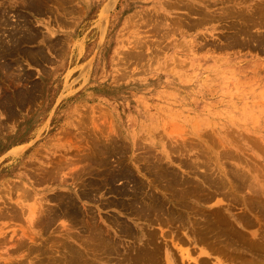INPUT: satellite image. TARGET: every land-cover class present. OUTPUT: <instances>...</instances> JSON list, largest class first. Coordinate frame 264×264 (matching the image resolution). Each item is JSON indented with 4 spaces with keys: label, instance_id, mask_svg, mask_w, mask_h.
Instances as JSON below:
<instances>
[{
    "label": "rangeland",
    "instance_id": "374dc122",
    "mask_svg": "<svg viewBox=\"0 0 264 264\" xmlns=\"http://www.w3.org/2000/svg\"><path fill=\"white\" fill-rule=\"evenodd\" d=\"M159 1L163 0H0V105L19 104L22 120H26L21 124L20 144L0 157L1 264H40L49 258L44 264H67L65 248L69 245L79 248L86 264H264V256L255 254L258 258H252H260L258 261L250 259L248 253L238 257L230 252L231 248L221 245L219 252L223 250L227 256L231 253L232 257H226L212 249L210 241L198 242L189 233L190 222H200L203 215L206 219L216 208L214 212L219 209V214L235 220L233 227L244 237L256 234L264 238V218L256 217L258 213L249 211L246 204L255 197L256 181L264 178V0H190L197 10H192L186 24H179L181 28L176 25L178 17L184 18L188 10L163 6ZM173 23L176 29L179 27L177 30L171 29ZM138 38L140 45L146 44L142 45L144 49L137 46ZM127 50L133 52L128 57ZM135 52L140 55L132 57ZM35 109L37 113L32 117ZM99 132V137L113 135L115 142L119 140L121 155L108 159L112 166L118 158L127 165L142 186L143 195L139 196L156 192L153 196L159 195L158 199L165 201L164 207L178 211L183 219L189 217L188 224L180 226L179 222L169 221V230L163 219L169 217L164 214L153 213L154 218L150 214L149 220L157 218L150 220L152 223L133 218L117 205H102L103 200L120 199L104 187L90 192L95 195L93 200L77 196L82 187L87 189V177L99 181L94 174L102 168L85 159V151L93 147L90 137L95 136L91 140L96 143L98 138L99 143ZM187 164L192 168L195 165L194 169ZM150 166H167L178 179L198 183V194L194 191L184 198L185 206L191 209L179 207L176 196L165 188L168 177L154 176ZM206 173L209 182H218L216 189L210 187L211 183H202ZM242 175L246 176L242 179ZM244 179L250 185L244 181L243 187ZM190 183L186 187L192 189ZM123 185L128 191L133 188L132 182L124 183L123 179L113 183L116 189ZM181 188H185L184 183L175 187ZM59 195L71 197L76 210L83 213L64 214ZM34 210L46 216L48 213V219L50 216L54 222L44 220L43 214L37 213V217ZM195 210H200L199 214ZM243 214L252 216L254 224L247 228L241 223ZM90 219L115 243L119 241L120 253L107 257L111 258L109 262L100 251L91 253L82 243L88 239H83L86 237L77 229L81 230ZM121 225L132 228L135 239L122 236L116 229ZM150 231L157 235L159 256L152 263V259L144 261L146 257L132 263L137 245ZM68 232L73 237L68 238ZM75 233L79 234L76 239ZM211 249L216 253L212 254ZM182 251L190 252L189 262Z\"/></svg>",
    "mask_w": 264,
    "mask_h": 264
},
{
    "label": "bare ground",
    "instance_id": "6f19581e",
    "mask_svg": "<svg viewBox=\"0 0 264 264\" xmlns=\"http://www.w3.org/2000/svg\"><path fill=\"white\" fill-rule=\"evenodd\" d=\"M185 1V2H184ZM160 2V1H159ZM203 2H204V0H203ZM261 2V1H260ZM264 2V1H263ZM262 2V3H263ZM41 3V2H40ZM261 4V3H260ZM35 5V4H34ZM40 5V4H39ZM160 5H163V6H165V5H167V6H169V7H172L173 9L174 8H185V9H187L188 10V13H187V15L186 16H183L184 18H180V17H178V22H177V24L176 25H179V24H181V25H183V24H186L187 23V21H188V16H190L189 14L192 12V10H194L195 8H193V4L190 2V0H163V1H161L160 2ZM37 6V5H36ZM167 6H166V8H167ZM208 6V5H207ZM39 7V6H38ZM168 7V8H169ZM196 7H198V6H196ZM227 8V7H226ZM201 9V8H200ZM255 9V8H254ZM253 9V10H254ZM195 10H197V8L195 9ZM194 10V11H195ZM259 9H257V11H258ZM201 11H202V9H201ZM200 11V13H204V12H201ZM222 11V10H221ZM227 11H229V10H227ZM242 11V10H241ZM251 11V10H250ZM255 11V10H254ZM254 11H252V13H254ZM199 13V12H198ZM199 13V14H200ZM228 13V12H227ZM251 13V14H252ZM257 13V12H256ZM152 14V13H151ZM148 15V14H147ZM201 15V14H200ZM204 15V14H203ZM213 15V14H212ZM231 15V14H230ZM215 16V15H214ZM218 16V15H217ZM229 16V15H228ZM166 17V16H165ZM201 17H202V15H201ZM205 17V16H204ZM213 17V16H212ZM131 18V17H130ZM129 18V19H130ZM151 18H154V17H151ZM203 18V17H202ZM214 18V17H213ZM217 18V17H216ZM230 18V17H229ZM139 19V18H138ZM142 19V18H141ZM149 20V18H146V20ZM155 19V18H154ZM258 19V18H257ZM259 19H261V18H259ZM130 20H132V19H130ZM187 20V21H186ZM213 20V19H212ZM248 20V19H247ZM256 20V19H255ZM133 21V20H132ZM145 21V20H144ZM155 21V20H154ZM161 21V20H160ZM192 21V20H191ZM200 21V20H199ZM201 21H202V19H201ZM205 21V20H204ZM129 22H131V21H129ZM137 22V21H136ZM146 22V21H145ZM148 22V21H147ZM189 22H190V20H189ZM197 22V21H196ZM259 22V21H258ZM152 23V22H151ZM183 23V24H182ZM245 23H247V22H245ZM250 23V22H249ZM126 24V23H125ZM161 24V23H160ZM190 24H192V22L190 23ZM27 25V24H26ZM133 25V24H132ZM134 25H136V23L134 24ZM173 26L172 27H174V28H171V29H176V27L174 26V23L172 24ZM194 25V24H193ZM199 25V24H198ZM201 25V24H200ZM159 26V25H158ZM237 26H239V25H237ZM154 28H155V26H153ZM157 27V26H156ZM179 27L181 28V26L179 25ZM178 27V28H179ZM193 27V26H192ZM161 28V27H160ZM167 28V27H166ZM168 28H170L169 26H168ZM177 28V29H178ZM176 29V30H177ZM159 30V29H158ZM157 30V31H158ZM165 30V29H164ZM169 30V29H168ZM167 30V31H168ZM242 30H243V28H242ZM241 30V31H242ZM153 31V30H152ZM161 31V30H160ZM163 32V31H162ZM169 32V31H168ZM168 32H166V33H168ZM155 33V32H154ZM162 34V33H161ZM156 35H158V34H156ZM165 35V34H164ZM168 35V34H167ZM161 36V35H160ZM166 37V36H165ZM225 37V36H224ZM23 38V37H22ZM156 38H158V37H156ZM16 40V39H15ZM31 40V39H30ZM138 40H139V44L137 45L134 41V44H136L137 46H139L140 45V39L138 38ZM231 40V39H230ZM258 40V39H257ZM260 40V39H259ZM18 41H20L19 39H18ZM135 41H137V40H135ZM15 42V41H14ZM13 42V43H14ZM251 42V41H250ZM17 43H19V42H17ZM142 43V42H141ZM159 43V42H158ZM258 43V42H257ZM155 44V43H154ZM249 44V43H248ZM14 45V44H13ZM19 45V44H18ZM142 45H144V44H141L139 47H142ZM146 45V44H145ZM144 45V46H145ZM163 45V44H162ZM258 45V44H257ZM149 46V45H148ZM159 46V45H158ZM153 47V46H152ZM220 47V46H219ZM143 48V47H142ZM163 48V47H162ZM165 48V47H164ZM144 49V48H143ZM142 49V50H143ZM150 49V48H149ZM146 50H148V47H147V49ZM40 51V50H39ZM128 51V50H127ZM147 52V51H146ZM150 52V51H149ZM148 52V53H149ZM152 52V51H151ZM126 53V52H125ZM125 53L123 54V55H125ZM128 53V54H127ZM126 54H127V57L129 56V51L127 52ZM133 52H131L130 53V55L132 54ZM136 53L138 54V55H140L139 54V52H135V54H133V56L132 57H135V56H137L136 55ZM148 53H146V54H148ZM28 54V53H27ZM121 54V53H120ZM148 55H150V54H148ZM124 58H126V57H124ZM150 58V57H149ZM127 59V58H126ZM141 59V58H140ZM136 60V59H135ZM149 60V59H148ZM125 61V60H124ZM127 61V60H126ZM137 61H139L138 59H137ZM142 61V59L140 60V62ZM132 62V61H131ZM136 62V61H135ZM125 63V62H124ZM127 63V62H126ZM144 64H145V61H144ZM19 94H20V92H19ZM24 94H25V92H24ZM22 97V96H21ZM27 98V97H26ZM31 98V97H30ZM8 106V105H7ZM9 107V106H8ZM6 109H7V107H6ZM9 109H10V107H9ZM9 109H7V110H9ZM6 111V110H5ZM8 113V112H7ZM10 114H13V112L12 113H9V116H10ZM88 132V131H87ZM91 133V132H90ZM95 134V133H94ZM93 133H92V135H94ZM97 135L98 134H100V132L99 133H96ZM95 134V135H96ZM90 136V135H89ZM116 136H118L117 134H116ZM92 137V136H91ZM91 137H90V143L91 144H93L92 146L93 147H91V149H85L86 151V153H85V159H86V161H88V162H90V163H93V164H96V165H98V166H100L102 169L98 172V173H95L94 175L99 179V181H98V179H97V181H98V183H96V179L94 178V177H92V178H89V177H87L88 178V180H87V182L85 183V186H87L86 188L87 189H84L83 190V187H82V190L80 191V193L78 192L77 193V196H79L80 197V195L82 196V197H85L86 199L87 198H90V199H92V198H94L95 197V195L94 194H92V193H90L91 191H95V192H97L98 190H101L102 188L101 187H104V188H107L108 190H106V192L107 193H115L114 195H116V196H119V200H117V198H116V200L115 201H113V200H110V201H108L109 199H107V201L106 202H104L105 200H103V204L102 203H100V204H102V205H107V207L108 206H110L111 204L112 205H117V206H119V207H121L120 209L121 210H124L125 212H127V214H130V215H132L133 216V218H136V219H138V220H140V219H143L144 221H147V222H152V221H150V220H153V222H154V220H156L157 218H155V219H150L149 220V215L151 214V216L150 217H152V215H153V213H157V214H155V215H158V213H159V215H161L162 214V216H167V218L169 217V219H167V220H165V218H163L164 219V223L166 224V223H168L169 224V228H170V222L169 221H172L173 223L174 222H179V224H180V226H184V225H186V224H188V222H189V217H187L186 219H183V218H185V217H183L182 218V216H180L179 215V213H178V211L177 212H175V211H173L172 209H170V208H168V207H164V205L165 204H162V203H165V201L164 202H162L160 199H158L160 196L158 195V198L157 197H155V194H156V192H153V193H155L154 194V196H153V193L152 194H149L148 196H146L145 197V195H144V198H141L140 196L141 195H143V194H141V192H140V190L142 189V186H141V184H139V182L138 181H136V180H134V178H133V176H132V172H131V170L127 167V165H125L124 164V162L120 159V158H118L116 161H118L117 163H116V165L115 166H112V164H111V159H108L110 156H115V155H118V154H120L121 155V147H120V145H119V140L117 139V141L118 142H115L116 140V137H114L113 135L112 136H110V135H107V136H104V137H99V135H98V137L100 138V140H99V143H98V138H97V142L95 143V140H94V142H93V140H91ZM97 137V136H96ZM119 137H120V134H119ZM89 138V137H88ZM93 138H95V136L94 137H92V139ZM120 140H121V138H119ZM88 142V141H87ZM93 142V143H92ZM137 142V141H136ZM89 143V144H90ZM95 143V144H94ZM138 143V142H137ZM134 144H135V142H134ZM88 147H90V146H88ZM204 152H205V150H204ZM219 154H221V153H219ZM206 155V154H205ZM222 155V154H221ZM231 155V154H230ZM226 157V156H225ZM145 158V157H144ZM155 158V157H154ZM157 158V157H156ZM208 159V158H207ZM144 161V160H143ZM150 161V160H149ZM57 162H59V165H60V161H57ZM80 162V161H79ZM87 162V163H88ZM71 163V162H70ZM55 163H53L52 165H54ZM148 164H149V162H148ZM188 164H190V163H188ZM186 165L187 167L189 166V168H192L191 167V165ZM61 165H62V163H61ZM151 165V164H150ZM153 165V164H152ZM156 165V164H155ZM90 167V165H88L87 164V167ZM181 166V165H180ZM93 167V166H92ZM91 167V168H92ZM151 167V166H150ZM158 167L159 166H153V167H151L150 169H152L153 170V172H152V174L154 175V173H155V175L156 176H163V178H164V176L165 177H168L167 178V182H165V188H166V190L168 189V190H170L171 191V194L175 197L176 196V201H178V202H180V204H179V207L180 206H182V208H183V206L184 207H187L188 209H191L190 207H188V206H185V204L184 203H186V202H184L185 200H184V198L185 197H188L189 195L191 196V193L192 192H196L197 190H198V188H200V187H197L198 185V183L197 184H194L193 185V183H190V181L189 182H186V180H183V179H178V177L176 176V174L173 172V171H170L169 169H166V167L165 168H161L160 167V169H158ZM194 167H195V165H194ZM194 167L192 168V169H194ZM50 168V167H49ZM54 168V167H53ZM52 168V169H53ZM99 167H96V169H98ZM47 169V168H46ZM57 169H59V168H57ZM93 169H94V167H93ZM93 169H91L92 170V172H95V170L93 171ZM138 169V168H137ZM158 169V170H157ZM44 170V169H43ZM263 170V169H262ZM49 171V170H48ZM90 171V170H89ZM96 171H98V170H96ZM208 171V170H207ZM233 171V170H232ZM236 171L237 170H235V173H236ZM52 172L53 171H51L50 170V173L52 174ZM92 172H90V173H92ZM251 172V171H250ZM47 173V172H46ZM54 173V172H53ZM58 173V172H57ZM75 173V172H74ZM89 173V174H90ZM228 173V172H227ZM234 173V174H235ZM238 173H239V171H238ZM258 173V172H257ZM76 174V173H75ZM212 174V173H211ZM240 174V173H239ZM243 174V173H242ZM264 174V173H263ZM263 174L261 175V176H263ZM52 175H55V174H52ZM71 175H72V173H71ZM90 175H92V174H90ZM154 175V176H155ZM206 175V176H205ZM204 175V177L206 178V181H205V179L203 178V180H202V183H203V181L205 182V183H209V185H210V183H211V185H210V187L211 186H214V185H216V183L218 184V182H216V183H213L212 184V182L210 181H208V179H207V173ZM241 175V174H240ZM239 175V176H240ZM46 176V175H45ZM67 176V175H66ZM89 176V175H88ZM161 176V177H162ZM186 176V175H185ZM209 176V175H208ZM211 176V175H210ZM210 176H209V179H210ZM235 176V175H234ZM243 176H246V175H242V179H243ZM260 176V177H261ZM50 177V176H49ZM62 177V176H61ZM72 177V176H71ZM215 177H216V175H215ZM237 177V176H236ZM236 177H234V178H236ZM264 177V176H263ZM263 177H261V178H263ZM35 178V177H34ZM33 178V179H34ZM45 178V177H44ZM75 178V177H74ZM218 178V177H217ZM233 178V179H234ZM237 178H239V177H237ZM246 178V177H245ZM38 179H40V178H38ZM46 179V178H45ZM63 179V178H62ZM117 179H123L124 180V183H126V182H132L133 183V188H131V190L130 191H128V188H126V186H122L121 188H119V187H117L118 189H116V188H114L113 187V183L115 182V181H117ZM156 179V178H155ZM186 179V178H185ZM201 179V178H200ZM221 180H223V178H220ZM220 179H219V181H220ZM240 179H241V177H240ZM264 179V178H263ZM263 179H261L260 180V182H262V184L260 183V182H257L256 181V183L254 184L255 186H257V189L254 191V193H253V196H255L254 198L252 197V198H250V196L247 198L248 200H249V198L250 199H252V200H249V203H246V204H248L249 205V207H248V205H247V207L249 208V211H253V212H255V213H258V215L259 216H256V217H260V218H264V184H263ZM47 180H48V178H47ZM166 180V179H165ZM189 180H191L190 178H189ZM211 180V179H210ZM213 180V179H212ZM215 180H217L218 181V179H216L215 178ZM247 180H248V178H247ZM246 180V181H247ZM193 181V180H192ZM223 181H225V180H223ZM222 181V182H223ZM232 181V180H231ZM244 181H245V179L242 181L241 180V182H242V184L244 183ZM245 181V182H246ZM253 181V180H252ZM251 181V182H252ZM157 182H158V180H157ZM160 182V181H159ZM194 182V181H193ZM248 182V181H247ZM246 182V184L247 185H250V183L248 184ZM81 183V182H80ZM183 183H184V185H185V188H187V189H185V188H181V189H175V187L176 186H181V185H183ZM188 183V184H187ZM189 183L190 184H192V189L194 188H196L197 187V189H189V186L188 187H186L187 185H189ZM201 183V182H200ZM200 183H199V186H201L200 185ZM221 182H219V185L222 187V183L220 184ZM224 183V182H223ZM228 183V182H227ZM232 183V182H231ZM236 183H238V182H236ZM258 183V184H257ZM224 184H226V182L224 183ZM245 184V183H244ZM244 184H243V187H244ZM253 184V183H252ZM257 184V185H256ZM83 185V184H82ZM103 185V186H102ZM228 185V184H227ZM231 185V184H230ZM239 185V184H238ZM254 185H253V187H254ZM84 186V185H83ZM85 186H84V188H85ZM220 186H218V188L220 187ZM252 186V185H251ZM80 187V186H79ZM89 187V188H88ZM190 187V188H191ZM203 187V186H202ZM234 187V186H233ZM242 187V188H243ZM250 187V186H249ZM13 188V187H12ZM162 188V187H161ZM179 188V187H178ZM215 188V186L213 187V189ZM236 188V187H235ZM246 188V187H245ZM256 188V187H255ZM14 189V188H13ZM18 189V188H17ZM23 189V188H22ZM25 189V188H24ZM160 189V188H159ZM204 189V188H203ZM216 189V188H215ZM220 189V188H219ZM222 189V188H221ZM240 188H238V190H239ZM251 189V188H250ZM21 190V189H20ZM165 190V191H166ZM25 191V190H24ZM27 191V190H26ZM199 191V190H198ZM198 191H197V194H198ZM207 191V190H206ZM212 191V190H211ZM226 191V190H225ZM233 191V190H232ZM240 191V190H239ZM252 191V190H251ZM104 192V191H103ZM103 192H99L100 193V195L101 196H103L102 194H104ZM190 192V193H189ZM230 192V191H229ZM238 192V191H237ZM240 192H242V191H240ZM245 192V191H244ZM249 193H251L250 191H248ZM248 192H246L247 194H248ZM253 192V191H252ZM129 193H131V194H129ZM139 193H140V196H139ZM206 193V192H205ZM97 194V193H96ZM106 194V193H105ZM193 194V193H192ZM195 194V193H194ZM225 194V193H224ZM224 194H222V195H224ZM244 194V193H243ZM247 194H245L246 196H247ZM20 195V194H19ZM172 195H171V197H172ZM177 195H178V197H177ZM250 195H252V193L250 194ZM28 196V195H27ZM47 196V195H46ZM51 196H53V195H51ZM60 196V195H59ZM129 196V197H128ZM156 196H157V194H156ZM168 196V195H167ZM195 196H197V195H195ZM199 196V195H198ZM205 196V195H204ZM207 196V195H206ZM226 196V195H225ZM56 198H58L57 196H55ZM140 197V198H139ZM162 197V196H161ZM192 197H194V196H192ZM201 197H203L202 195H201ZM200 196L199 197H197V198H201ZM209 197V196H208ZM232 197V196H231ZM234 197V196H233ZM28 198V197H27ZM54 198V197H53ZM84 198V199H85ZM107 198V197H106ZM138 198H139V201H138ZM205 198V197H204ZM235 198V197H234ZM59 200V204H60V202H61V206H59V207H62V212H64V214H69V215H75V214H77L79 211H77L76 210V208L77 207H75V205H73L72 204V200H71V197H69L68 195H62V196H60V198H58ZM90 199H88V200H90ZM95 199H97V198H95ZM94 199V200H95ZM104 199V198H103ZM113 199V198H112ZM165 199V198H164ZM171 199V198H170ZM195 199V198H194ZM205 199H207V198H205ZM246 199V198H245ZM48 200H49V198H48ZM93 200V199H92ZM126 200H131V202H125ZM141 200H142V202H141ZM202 201H203V198L201 199ZM247 200V201H248ZM27 201V200H26ZM54 201V200H53ZM57 201V200H56ZM101 201H102V198H101ZM100 201V202H101ZM183 201V202H182ZM200 201V200H199ZM18 202V201H17ZM43 202V201H42ZM141 202V203H140ZM189 202L187 201V204H188ZM99 204V205H100ZM175 204V203H174ZM181 204H184V205H181ZM176 205V204H175ZM190 205H192V204H190ZM211 205V204H210ZM38 206H40V205H38ZM77 206V205H76ZM169 206V205H168ZM218 206V205H217ZM37 207V206H36ZM105 207V206H104ZM112 207V206H111ZM228 207V206H227ZM38 209L40 208V207H37ZM37 208H35V209H37ZM197 208V207H196ZM231 208V207H230ZM34 209V208H33ZM78 209V208H77ZM197 209H199V208H197ZM201 209V208H200ZM211 209V208H210ZM216 209V208H215ZM215 209H212L213 210V212H211L210 210V212H211V216H206V219H205V215H203L204 216V219L202 218V220L200 221V219H199V221L200 222H196V221H193V222H190V228H189V230H191V232H189V233H191V234H193V236L197 239L196 241H198V242H200L201 240V243H204L205 242V240H207V241H210L211 242V248L213 247L214 249H217V251L216 250H212L211 249V251H213V252H211L212 254L216 251L217 253L219 252V247H221V245H224L226 248H231V250H230V252L231 253H233V254H235L236 256H238V257H243V256H246L245 255V253H248V254H251V256L250 255H248L249 257H251L250 259H252V260H254L255 258H252V257H257L255 254H259L260 255V257L262 256H264V238H262V237H259V236H257L256 234V236L254 235V234H252L251 235V237L250 236H246V237H244L243 235H242V233H240L241 232V230L239 231V230H236V228L235 227H233V222H235V220L234 219H232L231 217H227V216H224V214L222 215V214H219V209H217L215 212H214V210ZM9 210H10V207H9ZM12 210V209H11ZM15 210V209H14ZM40 210V209H39ZM39 210H37V211H39ZM56 210V209H55ZM86 210V209H85ZM192 210H194L193 208H192ZM219 210V211H218ZM7 211V210H6ZM35 212H36V210H34ZM41 211H44L43 209L41 210ZM41 211H40V213L39 212H34L35 214H41ZM46 211V210H45ZM58 211V210H57ZM76 211H77V213H76ZM81 211V210H80ZM90 211V210H89ZM195 211H198V210H195ZM200 211V210H199ZM199 211L197 212L198 214H199ZM231 211V210H230ZM3 212V211H2ZM54 213H55V211H53ZM82 212V211H81ZM81 212H79V214L81 213ZM121 212H123V211H121ZM180 212H182V211H180ZM205 212V211H204ZM221 212V211H220ZM32 214H33V211L31 212ZM47 213V212H46ZM50 213V212H49ZM83 213V212H82ZM161 213V214H160ZM178 213V214H177ZM196 213V214H197ZM201 213V212H200ZM234 213H236V212H234ZM239 213V212H238ZM249 214H250V212H248ZM10 214V213H9ZM30 215V216H33V215ZM36 215L37 217L38 216H40V215ZM42 214H43V212H42ZM42 214H41V216H42ZM51 214V213H50ZM58 214V213H57ZM57 214H55L56 216H57ZM87 214V213H86ZM164 214V215H163ZM195 214V215H196ZM202 214V213H201ZM200 214V215H201ZM207 214V213H206ZM208 214H210V213H208ZM245 214V213H244ZM242 215V216H240V221H241V223H243L245 226H247V228H248V225H252V223H253V221H255V220H252V216L251 217H248V216H245V215ZM247 214V213H246ZM19 215V214H18ZM43 215H45V213L43 214ZM54 214H52V216H53ZM84 215V214H83ZM155 215H153V218H154V216ZM158 215V216H159ZM237 215V214H236ZM257 215V214H256ZM7 216V215H6ZM14 216V215H13ZM35 216V215H34ZM33 216V217H34ZM35 216V217H36ZM46 216V215H45ZM76 216V215H75ZM86 216V215H85ZM162 216H160V217H162ZM239 216V215H238ZM253 216H254V214H253ZM9 217V216H8ZM21 217V216H20ZM80 217L82 218V216L80 215ZM94 217V216H93ZM115 217V216H114ZM159 217V218H160ZM255 217V218H256ZM45 219L44 220H47L48 219V213H47V216L46 217H44ZM80 218V219H81ZM254 218V217H253ZM8 219V218H7ZM30 219H32L31 217H30ZM49 219H51V221H53L52 220V217L50 218V216H49ZM48 219V220H49ZM53 219H54V216H53ZM69 219V218H68ZM94 219V218H93ZM93 219H90L89 220V222H86V223H84V224H82L81 225V230H79L80 228L77 226V228H79V229H77L78 231H80V232H82L83 233V237H86V238H83V239H88V240H83V244L85 243V245L84 246H86V247H88V248H85V249H87L88 251H90L91 253H97V252H101V254H102V256L104 257V259L105 258H107V257H109L111 254L113 255V253H118V243H119V241H117L116 243H115V241L114 240H112L110 237H109V235L108 234H106V230H105V233L103 232V230H102V228L101 227H99L94 221H92ZM117 219V218H116ZM116 219H113V220H116ZM119 219V218H118ZM162 219V218H161ZM162 219V220H163ZM258 219V218H257ZM32 220H34V218L32 219ZM47 220V221H48ZM55 220V219H54ZM70 220V219H69ZM259 221H261L260 219H258ZM30 221V220H29ZM117 221V220H116ZM122 221H123V219H122ZM121 221V222H122ZM161 223H163V221H161V220H159ZM239 221V220H238ZM34 222V221H33ZM50 222V221H49ZM54 222V221H53ZM70 222H71V220H70ZM73 222V221H72ZM110 222V221H109ZM120 222V221H119ZM152 222V223H153ZM171 222V223H172ZM123 223V222H122ZM127 223V222H126ZM125 223V224H126ZM156 224L158 223V222H155ZM161 223H159L158 224V226H160L161 225ZM186 223V224H185ZM51 224V223H50ZM73 224V223H72ZM71 223H70V225H72ZM165 224H163V225H165ZM254 224V223H253ZM263 224V223H262ZM62 225V224H61ZM131 225V224H130ZM243 225V226H244ZM155 226V225H154ZM153 226V227H154ZM102 227H103V225H102ZM151 227V226H150ZM189 227V226H188ZM118 228V232L120 233V234H122V236H124V237H129V236H132L131 237V239L134 237V239H135V237H136V235H135V232L133 233L132 232V228H130L128 225H121V227H116V229ZM115 229V231H116V233H117V230ZM178 229V228H177ZM169 230H171V228L169 229ZM168 230V231H169ZM176 230V229H175ZM179 230V229H178ZM188 230V231H189ZM55 231V230H54ZM160 231H162V230H160ZM180 231L181 230H179V234H180ZM239 231V232H238ZM40 232V231H39ZM107 232H108V230H107ZM177 232V231H176ZM244 232V231H243ZM70 232H68V234L67 235H69L68 236V238H71V236L72 235H70L69 234ZM73 234H74V232H72ZM85 233H86V235H85ZM156 233H157V231H156ZM188 233V232H187ZM188 233V234H189ZM76 234V233H75ZM81 234V233H80ZM141 234V233H140ZM160 234H162V233H160ZM170 234V233H169ZM245 234V233H244ZM260 234V233H259ZM77 235H79L78 233L74 236V238L76 239V236ZM82 235V234H81ZM111 235V234H110ZM145 235H146V239H144V241L142 242V241H140V242H142L140 245H137L138 247L136 248V249H138V251H136L137 253H134V256H132L133 258L131 259L132 260V263L134 262V263H137V261L139 262L140 260H143V258H145V260L144 261H146V259L148 258V259H152L151 260V263L152 262H154L153 260L154 259H156V255L160 252V247H159V243H158V241L156 240V242H155V239H156V236H155V233L153 232V231H150V232H146L145 233ZM190 235V234H189ZM247 235V234H246ZM264 235V234H263ZM23 236V235H22ZM117 236H120V235H117ZM158 236H161V235H158ZM181 236H182V234H181ZM65 237H67V236H65ZM73 237V236H72ZM174 237V236H173ZM172 237V238H173ZM28 238H29V240H30V237L28 236ZM114 238V237H113ZM172 238H171V241H172ZM194 238V239H195ZM23 239V238H22ZM141 239V238H140ZM139 239V240H140ZM173 239H175V237L173 238ZM179 239V238H178ZM31 240H32V238H31ZM61 240V239H60ZM80 240H82V239H80ZM200 240V241H199ZM18 241V240H17ZM19 241H21V242H23V240H19ZM89 241V242H88ZM180 241H181V239H180ZM21 242H19V244L21 243ZM78 242V241H77ZM76 242V243H77ZM178 242V241H177ZM187 242V241H186ZM60 243H62V242H60ZM81 243V244H82ZM163 243V242H162ZM24 244V243H23ZM167 244V243H166ZM209 244V243H208ZM27 245V244H26ZM29 245V244H28ZM121 245H122V243H121ZM173 245V244H172ZM66 246H68V245H66ZM15 247V246H14ZM28 247V246H27ZM32 247V246H31ZM62 247V246H61ZM65 247V246H64ZM63 247V248H64ZM77 247V246H76ZM123 247H125V246H123ZM162 247V246H161ZM167 247V246H166ZM202 247V246H201ZM43 248V247H42ZM78 248V247H77ZM130 248V247H129ZM203 248V247H202ZM204 248H206V247H204ZM210 248V247H209ZM26 249V248H25ZM29 249H32V248H30V246H29ZM66 249V252H68V256H66V254H65V256H66V258H67V260H66V258H65V260H66V263L67 264H86V261H87V259H86V261H85V258H84V260H83V258H82V256H84L83 254L81 255V253L78 251L79 250V248H78V250H76V249H73L70 245L68 246V247H66L65 248ZM134 249V248H133ZM198 249V248H197ZM208 249V248H207ZM221 249H222V247H221ZM220 249V250H221ZM33 250V249H32ZM31 250V251H32ZM61 250V249H60ZM126 250V249H125ZM188 250V249H187ZM187 250L185 249V251L187 252ZM206 250V249H205ZM179 251H180V249H179ZM185 251H182L181 253H185L186 254V252ZM225 251H227V252H229L227 249H225ZM35 252V251H34ZM38 252V251H37ZM45 252V253H44ZM86 252V251H85ZM209 252V251H208ZM215 252V253H216ZM221 252V251H220ZM219 252V253H220ZM226 252V253H227ZM40 253H42V254H44V255H46V251H42V252H40ZM120 253V252H119ZM118 253V254H119ZM128 253V252H127ZM198 253H199V250H198ZM197 253V254H198ZM222 254H225V252L223 253V250H222V252H221ZM231 253H229V255L227 256L226 254H225V256L226 257H230L231 256ZM11 254V253H10ZM34 254V253H33ZM39 254V253H38ZM86 254V253H85ZM88 254H90V253H88ZM128 254H130V253H128ZM128 254H127V256H128ZM160 254V253H159ZM159 254H158V256H159ZM179 254V253H178ZM185 254H182V255H184V257H186V258H188V261L187 262H189V260H191V259H189V256L187 257V254L189 255L190 254V252L189 253H187L186 255ZM202 255H204L203 253H201ZM241 254H243V255H241ZM41 255V254H40ZM92 255V254H91ZM94 255H96V254H94ZM121 255V254H120ZM123 255V254H122ZM125 255V254H124ZM217 255V257H218V254H216ZM215 255V256H216ZM234 255V256H235ZM252 255H254V256H252ZM50 256V255H49ZM55 256V255H54ZM61 256V255H60ZM64 256V255H63ZM98 256V255H97ZM126 256V255H125ZM126 256V257H127ZM160 256H162V255H160ZM199 256V255H198ZM222 256V255H221ZM247 256V257H248ZM42 257V256H41ZM47 257V256H46ZM51 257V256H50ZM103 257H102V259H103ZM124 257V256H123ZM126 257H125V259H126ZM224 257V256H223ZM232 257V256H231ZM248 257V258H249ZM43 258V257H42ZM49 258V257H48ZM131 257L129 256V259H130ZM181 258H183L182 256H181ZM199 258V257H198ZM197 258V259H198ZM206 258H207V256H206ZM237 258V257H236ZM235 258V259H236ZM246 258V257H245ZM247 258V259H248ZM258 258V257H257ZM50 260H51V258H49ZM49 259H47V261L45 260V259H42L43 261H39V262H41V263H43L44 264V261L45 262H49L48 260ZM52 259H54V258H52ZM60 259V258H59ZM58 259V260H59ZM99 259V258H98ZM111 259V258H110ZM109 259V260H110ZM147 259V260H148ZM163 259V258H162ZM208 259V258H207ZM206 259V260H207ZM221 259V258H220ZM223 259V258H222ZM225 259V258H224ZM246 259V260H247ZM249 259V260H250ZM263 259V258H262ZM261 259V260H262ZM9 260V259H8ZM20 260V259H19ZM62 260H63V258H62ZM64 260V261H65ZM109 260H108V258L106 259V261L107 262H109ZM124 259L122 258V260H121V262L123 261ZM128 260V259H127ZM131 260H129V261H131ZM149 260V261H150ZM181 260V259H180ZM182 260H184L185 261V259H182ZM195 261H197L196 259H194ZM202 260H204L203 258H202ZM209 260V259H208ZM230 260V259H229ZM231 260H233V259H231ZM237 261L239 260V259H236ZM235 260V261H236ZM255 260H257V259H255ZM258 260H260V258L258 259ZM257 260V261H258ZM10 261V260H9ZM15 261V260H14ZM54 261H56V260H54ZM89 261V260H88ZM143 261V262H144ZM148 261V262H149ZM157 261V260H156ZM161 261V260H160ZM210 261V260H209ZM213 261V260H212ZM224 261H226V259L224 260ZM234 261V260H233ZM234 261V262H235ZM4 262V261H3ZM16 262V261H15ZM57 262V261H56ZM59 262V261H58ZM57 262V263H58ZM62 262V264H64L63 263V261H60V263ZM91 262H92V260H91ZM142 262V261H141ZM186 262V261H185ZM206 261H204V263H205ZM214 262V261H213ZM233 262V263H234ZM6 263H8V262H6ZM10 263H14V262H10ZM10 263H8V264H10ZM17 263V262H16ZM22 263V262H21ZM21 263H18V264H21ZM30 263V262H29ZM34 263V262H33ZM40 263V264H41ZM140 263V262H139ZM191 263V262H190ZM210 263V262H209ZM208 263V264H209ZM220 263V262H219ZM230 263V262H229ZM237 263V262H236ZM1 264V263H0ZM15 264V263H14ZM55 264V263H54ZM88 264H90V263H88ZM92 264V263H91ZM116 264V263H115ZM141 264V263H140ZM147 264V263H146ZM180 264V263H179ZM181 264H183V262H181ZM200 264H202V263H200ZM205 264H207V263H205ZM215 264H216V262H215ZM246 264V263H245ZM259 264V263H258Z\"/></svg>",
    "mask_w": 264,
    "mask_h": 264
},
{
    "label": "crops",
    "instance_id": "0c3cea01",
    "mask_svg": "<svg viewBox=\"0 0 264 264\" xmlns=\"http://www.w3.org/2000/svg\"><path fill=\"white\" fill-rule=\"evenodd\" d=\"M14 89V88H13ZM19 102V101H18ZM10 109H9V107ZM9 109L7 110L6 109ZM6 110V111H5ZM0 157L6 152L15 148L20 144V130L21 124L26 120L21 116L20 105L17 104H1L0 105ZM8 112V113H7ZM9 116V113H12ZM37 113V109L32 112V117ZM7 129V131H6Z\"/></svg>",
    "mask_w": 264,
    "mask_h": 264
}]
</instances>
